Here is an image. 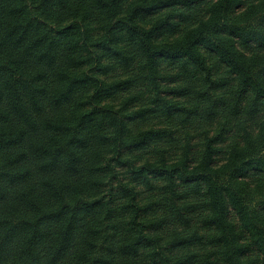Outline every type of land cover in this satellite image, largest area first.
Segmentation results:
<instances>
[{
    "label": "trees",
    "instance_id": "trees-1",
    "mask_svg": "<svg viewBox=\"0 0 264 264\" xmlns=\"http://www.w3.org/2000/svg\"><path fill=\"white\" fill-rule=\"evenodd\" d=\"M0 264H264V0H0Z\"/></svg>",
    "mask_w": 264,
    "mask_h": 264
}]
</instances>
